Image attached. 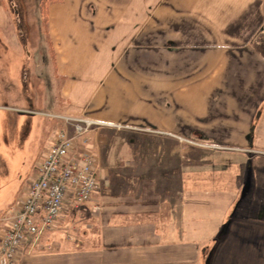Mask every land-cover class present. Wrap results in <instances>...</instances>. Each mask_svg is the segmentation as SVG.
I'll return each mask as SVG.
<instances>
[{
  "label": "crops",
  "instance_id": "obj_1",
  "mask_svg": "<svg viewBox=\"0 0 264 264\" xmlns=\"http://www.w3.org/2000/svg\"><path fill=\"white\" fill-rule=\"evenodd\" d=\"M178 3L175 10L162 1L140 23L124 19L126 26L116 0L49 4L44 44L60 82L56 117L126 125L103 127L119 132L132 126L133 152L113 168L94 154L99 188L91 200L80 207L68 200L59 225L37 241L27 237L17 264H264V0ZM11 4L0 0V62L9 65L0 70V92L25 104L0 105V235L7 209L32 180L16 183L8 167L32 140L36 98L27 94H37L40 82L27 90L28 73H21L32 56L21 26L29 25L30 9ZM10 28L16 44L6 36ZM106 32L117 44L110 56L119 57L117 68L89 53L107 42ZM39 123L36 135L45 127ZM100 130L93 131L98 148L110 150ZM202 142L241 150L205 152ZM85 145L78 141L79 149Z\"/></svg>",
  "mask_w": 264,
  "mask_h": 264
},
{
  "label": "rangeland",
  "instance_id": "obj_2",
  "mask_svg": "<svg viewBox=\"0 0 264 264\" xmlns=\"http://www.w3.org/2000/svg\"><path fill=\"white\" fill-rule=\"evenodd\" d=\"M14 4L11 6L17 7H27V9H30L29 14L27 13V16L30 18L29 25H25L24 22H22V27H25L26 29H23V37L22 40L25 43L26 50L31 51L32 56L30 58L27 57V61L25 62V65L23 66L21 73H28V79L25 81V84L27 86V90L29 89L30 84L32 81L35 83V79H40V82L37 85V91L38 93L33 95L32 93L27 94L28 98L33 97L36 98V105L34 110H32V115L36 116V124L32 125L30 124V127L33 126V133H32V140L27 145L26 149L20 150V158H16L17 160L11 165V167H8V169L11 168V172L14 173L15 178L17 179L15 182H20L26 184L29 179H32L36 173L38 163L40 161V158L45 155L47 149L49 148L52 137L55 135L56 131L60 128L57 127L56 123H61V119L58 118L59 115L56 117V112H59L60 107L58 108V105H53L52 101L56 99V97L59 99V89H60V82L57 80V78H54L55 68L53 67L52 63L50 62V58L48 56L47 48L44 44V38L47 39V15L43 13V7H46V3L44 5L43 0H12ZM164 1L165 4L170 5L171 8H174L175 10H178L179 3L178 0H116L118 5H121L122 8V25L126 26V22L124 19H127L129 17L132 18L135 17V22L140 23L142 17H146L145 12L151 9H154L156 6L160 5ZM11 2V1H10ZM43 6V7H42ZM204 6H209V4L205 3ZM133 7V14L132 11H129L128 8ZM37 8H40L38 10ZM36 10L40 11V13H35ZM255 10V7L252 8V11ZM135 12V13H134ZM133 15V17H132ZM130 21H128L129 23ZM96 27L95 32L98 33L97 28V22L95 21L94 28ZM126 30H122L119 32L122 38V41L120 43V50H123L126 46V38H123L125 36ZM5 32H7L6 36L9 38L8 40L11 41L13 44H16L18 41L17 34L15 35V31L13 28L7 29ZM118 33V32H117ZM103 35L107 36V42L100 41L95 44V46L89 51V53H96L99 54V56L104 57V61H109L110 65L115 64V67L117 68V65L121 63V61L118 63L119 57H115L112 60L110 59L111 54H113V50L115 45L117 44L115 42H112L111 35H108V33H103ZM28 39L31 40V43L28 41ZM111 41V42H110ZM117 41V36H116ZM22 45L21 46H13V49L16 50H23ZM1 49V48H0ZM2 58V57H1ZM0 58V59H1ZM9 65L6 62H0V70L3 68H7ZM114 66V65H113ZM112 66V67H113ZM32 73V74H31ZM38 73L40 75H38ZM129 73V72H128ZM31 74V77H30ZM1 75L0 73V83H1ZM32 78V80L30 79ZM1 86V84H0ZM57 100V99H56ZM60 100V99H59ZM7 104L10 106V108H16L18 106L23 107L24 102L21 99V96L12 93L10 95H4L0 92V105ZM12 110V109H11ZM17 110L15 109V113L17 114ZM22 110V109H21ZM20 110V111H21ZM39 120H41L45 127L42 128L40 133L37 131V135L35 134V129L38 127ZM129 127V128H128ZM264 129V128H263ZM147 132L143 133H149V129H145ZM135 132V131H134ZM100 134L111 138L110 143V150L104 151L105 149L100 150L98 148V143L95 137V133H91L90 136V142L88 147L92 149L93 153L96 155H99L101 157L103 162V167H110L113 168L115 166L114 162H120L123 161L124 158L122 156L126 153V156H130L133 152V127L127 126V129L119 131L115 130H108V128H101ZM51 137V141L45 143L47 137ZM48 144V145H47ZM205 145H198L201 147L202 151L205 152H236L241 150V148H236L232 146L230 143L226 142H203ZM258 145V143H257ZM45 146H48L46 149L42 150ZM186 146H191L190 143H186ZM193 147V145H192ZM261 147H264V143ZM228 152V153H229ZM261 158L264 159V152L261 155ZM2 170V168H0ZM8 174V172H7ZM19 176H21L19 178ZM252 176V175H251ZM250 177V176H249ZM13 178V176H12ZM28 179V180H27ZM246 183H249V178L247 175V181ZM248 184H245V189L241 191V194H246L249 189ZM26 190H24L22 194L25 193ZM252 191V189L250 190ZM19 192V191H18ZM20 194V193H18ZM251 197V196H250ZM18 202V201H17ZM246 214H251V210L245 209ZM261 213V212H260ZM254 215V213H252ZM256 215V213H255ZM257 216V215H256ZM260 216H263L260 214ZM255 217V216H254ZM264 217V216H263ZM4 218V217H3ZM60 219V218H58ZM58 220L56 221V223ZM54 224L50 229L47 231H52L55 228ZM59 225V224H58ZM64 231L66 236H69L67 234L70 230V223H66L63 225ZM45 233V232H44Z\"/></svg>",
  "mask_w": 264,
  "mask_h": 264
},
{
  "label": "built area",
  "instance_id": "obj_3",
  "mask_svg": "<svg viewBox=\"0 0 264 264\" xmlns=\"http://www.w3.org/2000/svg\"><path fill=\"white\" fill-rule=\"evenodd\" d=\"M72 129H59L40 158L34 178L22 201L8 209L6 228L0 235V264H17L29 235L37 241L60 217L68 199L76 207L89 201L98 188L97 161L78 141L102 127L124 125L88 117L59 116Z\"/></svg>",
  "mask_w": 264,
  "mask_h": 264
},
{
  "label": "trees",
  "instance_id": "obj_4",
  "mask_svg": "<svg viewBox=\"0 0 264 264\" xmlns=\"http://www.w3.org/2000/svg\"><path fill=\"white\" fill-rule=\"evenodd\" d=\"M57 1H60V0H43V3H44V5H45V3H46V7H43V13L45 14V15H47V12H48V6H49V4L50 3H52V2H57ZM47 18V17H46Z\"/></svg>",
  "mask_w": 264,
  "mask_h": 264
}]
</instances>
